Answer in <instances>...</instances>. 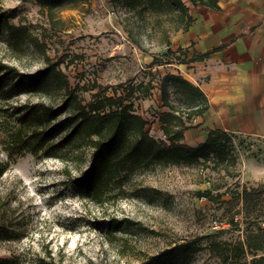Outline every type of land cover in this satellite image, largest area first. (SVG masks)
<instances>
[{
	"label": "rangeland",
	"instance_id": "rangeland-1",
	"mask_svg": "<svg viewBox=\"0 0 264 264\" xmlns=\"http://www.w3.org/2000/svg\"><path fill=\"white\" fill-rule=\"evenodd\" d=\"M182 1L194 16L206 9ZM49 5L53 8L48 9ZM5 11L13 12L7 22L26 25L41 47L36 50L9 43L7 34L0 32L2 64L32 76L47 66L44 56L51 63L63 60L60 69L72 88H90L96 83L107 95L118 85L141 84L133 100L135 113L147 122L149 135L157 141L164 139L157 115L168 111L162 106V90L167 92L169 104L184 113L202 105L176 91L166 76L180 75L193 84L197 76L190 64L150 67L153 54L183 59L178 49L185 32L174 31L171 22L155 24L150 16L131 18L115 0H0V13ZM16 77L0 71V167H4L0 220L9 223L13 236L11 241L0 242V260L8 264H47L50 260L54 264H138L176 244L200 240L199 251L178 264H252L251 255L223 262L212 243L227 248L243 239L246 225L242 214H236L241 207L236 204V191L240 186L264 184V143L237 135L233 138L236 166L228 168L233 178L211 163L155 165L114 187L98 206L74 183L89 169L88 151L77 155L62 144L57 152L62 149L59 155L66 162L36 158L28 152H13L14 161L8 159L12 136L19 127L17 108L37 103L56 106L63 99L49 88L14 87ZM144 88L148 92L142 99ZM95 91L79 92L83 103ZM198 121L192 120L191 128L183 133L190 146L206 138ZM205 192L209 198L198 197ZM260 206L256 215L264 218V202ZM233 216L235 224L230 225ZM114 221L120 224L114 226ZM127 221L134 226L127 227ZM212 221L218 228L211 227Z\"/></svg>",
	"mask_w": 264,
	"mask_h": 264
},
{
	"label": "trees",
	"instance_id": "trees-1",
	"mask_svg": "<svg viewBox=\"0 0 264 264\" xmlns=\"http://www.w3.org/2000/svg\"><path fill=\"white\" fill-rule=\"evenodd\" d=\"M85 2L87 0H84ZM193 7L202 6L218 11L217 0H189ZM126 9L133 17L145 18L150 16L155 24L171 22L175 25L174 31L186 32L193 23L188 7L182 0H115ZM53 6L49 5L48 9ZM13 16V12L0 13V32L7 34V41L15 45H28L39 50L41 44L36 36H33L26 25H11L7 22ZM51 17V15H50ZM131 17V18H133ZM167 34V33H164ZM165 39H167L165 35ZM137 48L141 51L138 44ZM168 46V45H167ZM183 59L165 58L164 54H153L150 67L177 64H191L206 60L211 52L220 50L215 48L203 54H193L187 58L188 50L178 49ZM167 50V54L170 53ZM166 54V55H167ZM167 57V56H166ZM47 66L39 70L35 75L23 76L7 65L0 62V71L17 75L14 87H24L27 90L51 89L62 94V100L58 105L37 103L25 109L17 108L16 116L18 130L12 136L11 148L8 159L14 161L13 152H28L34 157L58 158L60 145L77 155L85 150L89 153V169L82 172L78 179L74 180L80 192H86L89 201L102 206L114 187H121L136 172L155 165L191 166L211 163L216 170L224 171L229 178L235 177L229 170L236 166L234 155V135L218 129H208L205 140L196 146H190L184 142V131L190 129L191 122L201 117L207 110V102L198 87L181 77L180 75H166L167 79L176 88V91L187 94L194 101H202L201 106L195 105L191 113H184L172 107L168 102V94L161 92L162 106L168 111L157 115L163 140H155L149 135L147 122L135 113L133 100L136 93L140 92L142 85H129L123 88L121 85L112 90V95L105 94L102 86L94 83L92 87L79 86L72 88L68 78L60 69L63 60L51 63L44 56ZM120 91V93L117 91ZM91 100L83 103L79 92H90ZM148 89L142 91V99L147 97ZM26 128L27 130H23ZM59 135L58 139L53 136ZM53 138L51 142L49 139ZM57 140V141H56ZM16 150V151H15ZM54 153L49 154V152ZM66 162V161H65ZM226 163L227 165H223ZM4 173V167H0V178ZM236 191V204L241 205L240 211L243 222L246 225V233L242 240L236 241L231 247H212L217 251L218 257L223 262L236 261L251 255L252 264H262L264 261V218L256 215L264 202V184L258 187L240 186ZM233 194V192H229ZM235 194V193H234ZM201 199L209 198V193H199ZM234 216L229 224L234 225ZM120 224L117 221L113 225ZM112 225V224H111ZM127 227L134 226L132 222L126 223ZM9 223L0 220V242L11 241ZM206 239V238H204ZM201 239V240H204ZM199 241L180 243L164 249L154 255L146 257L138 264H178L188 260L199 251ZM0 264H8L6 260H0ZM47 264H54L50 260Z\"/></svg>",
	"mask_w": 264,
	"mask_h": 264
},
{
	"label": "crops",
	"instance_id": "crops-1",
	"mask_svg": "<svg viewBox=\"0 0 264 264\" xmlns=\"http://www.w3.org/2000/svg\"><path fill=\"white\" fill-rule=\"evenodd\" d=\"M218 11L189 14L193 23L179 43L190 58L207 110L198 118L202 133L218 129L264 143V0H217ZM260 173V172H259Z\"/></svg>",
	"mask_w": 264,
	"mask_h": 264
},
{
	"label": "built area",
	"instance_id": "built-area-1",
	"mask_svg": "<svg viewBox=\"0 0 264 264\" xmlns=\"http://www.w3.org/2000/svg\"><path fill=\"white\" fill-rule=\"evenodd\" d=\"M211 224H212V226H211V227H212L213 229H216V228H218V226H217V222H216V221H212V223H211Z\"/></svg>",
	"mask_w": 264,
	"mask_h": 264
}]
</instances>
